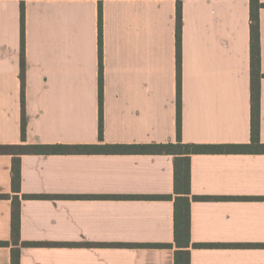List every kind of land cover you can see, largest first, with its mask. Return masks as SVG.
<instances>
[{"label": "crops", "instance_id": "crops-1", "mask_svg": "<svg viewBox=\"0 0 264 264\" xmlns=\"http://www.w3.org/2000/svg\"><path fill=\"white\" fill-rule=\"evenodd\" d=\"M177 1L0 0V145L22 143L21 2L26 144L175 142ZM179 1L180 139L249 143V0ZM259 32L264 144V5ZM11 163L0 153V194L10 196ZM190 192L199 197L191 242L206 244L189 248L190 264H264V151L191 154ZM172 193V155L21 154L19 196H61L21 198L20 239L60 244L23 246L20 264H174V246L98 245L173 243V201L129 197ZM10 217L11 198H0V241L10 239ZM0 264H10V246H0Z\"/></svg>", "mask_w": 264, "mask_h": 264}, {"label": "trees", "instance_id": "trees-1", "mask_svg": "<svg viewBox=\"0 0 264 264\" xmlns=\"http://www.w3.org/2000/svg\"><path fill=\"white\" fill-rule=\"evenodd\" d=\"M264 3L249 0V63H250V141L246 144H194L180 139V76H181V3H176V141L152 144H26L25 112V60H24V5H20V139L21 144L0 145V153L12 155L11 191L12 195L0 194V198H11L10 239L0 241V246H10V264H20V249L23 246L59 245L50 242H28L20 239L21 198H55L61 195L22 194L20 192V155L36 154H84V153H163L173 157V193L170 195H130L131 198H157L173 201V243H98L104 246H151L175 247L174 264H190V203L199 198L190 192V155L194 153H226L264 151L260 142V32L259 9ZM102 9L98 4V137L102 139ZM74 197V195H68ZM91 197V196H81ZM103 198L124 197L118 195H97ZM127 197V196H126ZM68 245H75L68 243ZM239 245V244H236Z\"/></svg>", "mask_w": 264, "mask_h": 264}]
</instances>
